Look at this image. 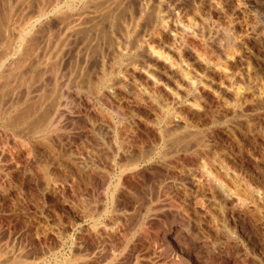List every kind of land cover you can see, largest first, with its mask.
Segmentation results:
<instances>
[{"label":"bare ground","instance_id":"6f19581e","mask_svg":"<svg viewBox=\"0 0 264 264\" xmlns=\"http://www.w3.org/2000/svg\"><path fill=\"white\" fill-rule=\"evenodd\" d=\"M14 1L25 6L20 16H15L10 4H2L0 0L2 100L6 88L17 84L20 70L29 71L28 85L34 80L40 83L48 69L59 72L64 60L69 63L83 48V63L74 67L79 70L77 82H83L87 91L118 115L122 114L120 107L127 104V133L131 137L141 132L149 135L151 142H157L160 135L168 138L176 132H185L184 136L174 134L178 142L174 152H180L179 157L165 159L173 150L169 154L166 150L160 152L157 155L165 165H150L146 169L150 175L164 168L159 180L168 178L172 186L179 180L177 176H186L197 193L208 191L215 201L222 202L224 214L239 211L256 221L258 203L264 202V0H85L78 8H72L71 4L82 0ZM52 31L58 37L55 51L50 52L47 46L50 36L43 49L37 46V38ZM91 33L99 40L94 39L96 44L88 47ZM146 35L149 38L145 39ZM134 50L135 57L125 55ZM88 66L90 73L85 71ZM82 92L81 95L76 92L74 100L71 93L66 96L74 101V110H81ZM46 107L43 97L27 103L29 110L24 107L12 113L4 107L0 111L3 128L0 136L7 140L10 138L7 131H12L17 144L21 142L23 147L26 142L30 146L34 137L46 135L63 122L60 113L54 112V117L47 112L52 105ZM67 113L71 114L69 110ZM195 128H201L202 132L194 131ZM64 137L63 134L57 140L63 146L67 139L64 146L70 147ZM127 140L118 146L121 152L117 159V186L123 184L121 175L139 170L150 156L131 153L127 145L131 141ZM169 141L166 143L170 144ZM235 145L243 146V151ZM193 168L199 174L207 172L210 177L194 175ZM89 176L93 182L102 181L98 175ZM219 180L228 182L232 191L222 189ZM235 187H241L240 193L236 194ZM178 205L182 210L186 206Z\"/></svg>","mask_w":264,"mask_h":264},{"label":"rangeland","instance_id":"374dc122","mask_svg":"<svg viewBox=\"0 0 264 264\" xmlns=\"http://www.w3.org/2000/svg\"><path fill=\"white\" fill-rule=\"evenodd\" d=\"M1 1L10 4L15 16L25 11L22 2ZM83 1L71 4V7L82 6ZM56 35L52 31L45 35L46 38H37V46L43 49V44L50 40L47 46L54 52L58 41ZM144 37L147 39L149 35ZM89 39L88 47L99 40L93 33ZM133 54H137L136 50L125 55L132 58L135 57ZM82 57L83 48L79 49L77 57H71L70 64L67 60L62 63L63 66L68 63L70 67L62 66L56 73L48 69L49 75L45 72L40 83L34 80L28 85L29 71L20 70L15 87L9 85L3 100L0 97V111L5 107L12 113L43 97L47 109L52 105L47 111L49 115L60 113L63 121L55 126L57 119L52 120L54 131L51 129L44 136L34 137L30 140L31 147L24 142L25 149L21 142L17 144L12 131H7L10 140L1 137L0 123V264H264V202L258 203V218L253 222L239 211L229 210L224 214L222 202L215 201L208 191L197 193L186 176H177L179 180L172 186L168 178L159 180L164 168L150 175L151 172L146 170L150 165L164 164L157 155L160 152L166 150L169 154L173 150L165 159L179 157L181 153L174 152L178 143L175 136H184L185 132H176L169 139L159 134L161 139L157 142H151L152 138L141 132L131 137L127 133L125 100V106L119 109L122 114L118 115L87 91L83 82H77L80 81L79 70L74 67H81ZM90 70L88 66L85 71L90 73ZM31 76L34 78V74ZM76 92L80 95L82 92L81 98L86 100L84 104L80 102L82 113L74 110L72 99ZM68 94L72 99L66 98ZM121 115L126 116L121 118ZM200 129L193 130L202 132ZM63 134L70 147L64 146L65 137L64 147L61 146L59 138H63ZM124 139H130L127 145L131 153L143 152L150 156L139 170L121 175L123 184L117 186V159L121 152L118 146L121 141L125 142ZM11 140L15 141L12 143ZM153 147L156 152L152 151ZM234 147L243 151V146ZM99 149L107 154L97 151ZM194 168V175L210 177L207 172L199 174ZM88 171L102 181L93 182ZM225 182L219 180L221 188L230 191L232 187ZM235 188L236 194L240 193L241 187ZM179 203L186 205L183 210ZM221 214L222 217L218 216ZM223 222H227V226Z\"/></svg>","mask_w":264,"mask_h":264}]
</instances>
